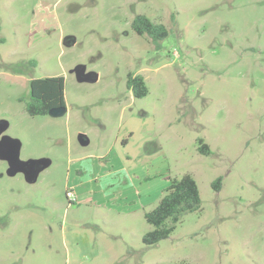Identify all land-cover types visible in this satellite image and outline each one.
I'll return each mask as SVG.
<instances>
[{"label": "rangeland", "instance_id": "obj_1", "mask_svg": "<svg viewBox=\"0 0 264 264\" xmlns=\"http://www.w3.org/2000/svg\"><path fill=\"white\" fill-rule=\"evenodd\" d=\"M137 14L167 28L158 47ZM45 76L65 110L29 115ZM0 119L21 160L49 162L28 182L0 159V264H264V0H0ZM185 173L200 209L145 245Z\"/></svg>", "mask_w": 264, "mask_h": 264}, {"label": "trees", "instance_id": "obj_2", "mask_svg": "<svg viewBox=\"0 0 264 264\" xmlns=\"http://www.w3.org/2000/svg\"><path fill=\"white\" fill-rule=\"evenodd\" d=\"M132 30L150 39L154 45L159 46V41L167 36V28L161 24L151 21L145 15L137 14L131 21ZM35 63L34 61L32 62ZM29 98L24 108L29 115L48 114L55 107H65L64 79L62 76H45L31 78L29 80ZM126 87L136 97H142L147 93L145 80L142 75L128 74ZM200 152L209 153V147L199 139ZM220 177L212 184L214 190L220 189ZM201 198L199 189L194 178L183 174L179 179L170 180L165 193L151 210L144 212L145 221L152 226L142 236V242L152 246L158 241L167 238L173 231L175 224L181 216L188 212L199 210Z\"/></svg>", "mask_w": 264, "mask_h": 264}, {"label": "water", "instance_id": "obj_3", "mask_svg": "<svg viewBox=\"0 0 264 264\" xmlns=\"http://www.w3.org/2000/svg\"><path fill=\"white\" fill-rule=\"evenodd\" d=\"M76 76L81 81H95L98 74L94 72H85V69L79 66L76 69ZM65 110V107H55L49 110L48 114L58 115ZM8 127V122L0 119V159L6 160L8 175H14L17 172H23L28 182H33L37 178L38 173L48 165L45 159H29L21 160L19 157L20 142L10 136L2 134ZM87 142L86 140L82 141Z\"/></svg>", "mask_w": 264, "mask_h": 264}, {"label": "built area", "instance_id": "obj_4", "mask_svg": "<svg viewBox=\"0 0 264 264\" xmlns=\"http://www.w3.org/2000/svg\"><path fill=\"white\" fill-rule=\"evenodd\" d=\"M71 192L70 191H67V195L70 196Z\"/></svg>", "mask_w": 264, "mask_h": 264}, {"label": "flooded vegetation", "instance_id": "obj_5", "mask_svg": "<svg viewBox=\"0 0 264 264\" xmlns=\"http://www.w3.org/2000/svg\"><path fill=\"white\" fill-rule=\"evenodd\" d=\"M3 134V133H2ZM0 137H1V135H0ZM8 168V167H7ZM20 173H22L23 174V176H24V178H25V174L23 173V172H20Z\"/></svg>", "mask_w": 264, "mask_h": 264}]
</instances>
